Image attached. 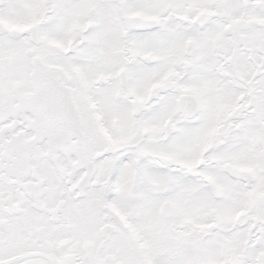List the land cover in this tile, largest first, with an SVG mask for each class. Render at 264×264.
<instances>
[{
    "label": "snow or ice",
    "instance_id": "1",
    "mask_svg": "<svg viewBox=\"0 0 264 264\" xmlns=\"http://www.w3.org/2000/svg\"><path fill=\"white\" fill-rule=\"evenodd\" d=\"M0 264H264V0H0Z\"/></svg>",
    "mask_w": 264,
    "mask_h": 264
}]
</instances>
